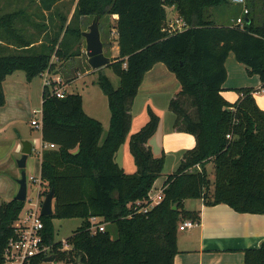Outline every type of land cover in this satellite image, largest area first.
I'll use <instances>...</instances> for the list:
<instances>
[{"label": "trees", "instance_id": "obj_1", "mask_svg": "<svg viewBox=\"0 0 264 264\" xmlns=\"http://www.w3.org/2000/svg\"><path fill=\"white\" fill-rule=\"evenodd\" d=\"M38 1L50 11L63 0ZM67 1L76 3L72 20L68 23L66 15L57 13L58 29L38 48L28 49L32 42L16 26L23 10L0 15V38L22 49L0 55V108L6 104L4 83L9 76L20 70L31 82L47 70L60 74L70 58L81 56L86 21L118 16L119 56L108 67L120 85L115 88L103 71L98 77L111 113L106 134L103 124L85 112L81 95L58 98L50 88L43 89L41 137L57 148L41 154L39 194L45 197L55 191L54 213L42 220L45 242L53 245L56 262L175 264L180 225L201 220L199 211L185 208L186 200H203L206 206L225 204L241 214L264 216V110L257 104L254 88L235 89L240 96L236 103L222 95L232 53L249 75L259 76L264 91V22L257 25L247 9L243 25L232 24L238 15L216 23L208 10L230 7L229 0ZM168 7H175L188 25L185 31L172 33L167 28ZM160 63L181 85L169 104L176 115L174 128L193 135L196 146L184 153L178 169L168 176L163 200L142 213L138 211L148 206L149 193L165 167V156L155 157L148 147L161 120L151 108L148 122L130 139L137 171L127 174L115 157L131 130V110L145 75ZM210 162L213 180L207 169ZM138 202L142 205L137 208ZM25 205L16 199L0 205V264H5L10 241L17 238L15 224ZM92 217L113 226L116 237L107 226L93 234ZM72 218L84 221L67 240L71 250L61 252V242L54 241L53 220ZM243 253L244 264H264V242ZM44 259L39 256L31 264H42Z\"/></svg>", "mask_w": 264, "mask_h": 264}, {"label": "rangeland", "instance_id": "obj_2", "mask_svg": "<svg viewBox=\"0 0 264 264\" xmlns=\"http://www.w3.org/2000/svg\"><path fill=\"white\" fill-rule=\"evenodd\" d=\"M5 1L9 5V9H3V13L7 14L13 13L19 10H23L24 17L17 21V24L21 27H31V31L37 32L36 35L40 34L41 38L43 34V28L39 29L36 27V23H45L39 19V4L36 1L32 0H0V4H3ZM247 6V7H246ZM75 3L71 1H65L63 4H60L55 11L50 16V25L52 29L57 30L60 23L61 17L57 13H61L68 17V23L72 20L74 15ZM248 9L256 17L257 25H261L264 22V0H246L244 5H231L220 6L218 8H210L208 10V15L218 24L227 23L226 18L231 16L243 17L245 10ZM1 12V11H0ZM168 21L173 20L176 17H179L175 7H168ZM28 13V14H27ZM31 15V16H28ZM94 20L89 19L86 21V25H83L85 32L89 31L90 26ZM236 23V17L234 18L232 24ZM100 24L101 38L104 43V54L106 57L112 60L119 56V44L118 36L116 31V20L112 17H106ZM115 29V31H113ZM53 30V32H54ZM34 37H37V36ZM49 36V35H48ZM36 39V38H35ZM42 39L45 41L47 37ZM16 54V53H9ZM68 62V71L64 72L65 74V83L70 84L65 87L66 94H79L83 97L84 107L89 114H94L100 120V122H105L107 117L111 116L108 99L98 85L99 72L102 70H94L89 64V58L86 52V40L82 43L81 46V56H75L70 58ZM55 61V59H53ZM229 70V78L227 85L233 86L230 92L238 94L235 89L239 88H256L259 86L261 80L257 75H249L247 68L239 63L234 54L232 53L229 56L227 62ZM76 69V70H75ZM105 74L110 78L115 88H118L120 85V79L115 75L113 70L109 67L103 69ZM81 71L82 76L80 78L77 75V72ZM63 72V69H62ZM175 77V76H174ZM15 90L16 102L11 97V91ZM44 89V77L38 76L34 78L31 82L27 80V76L23 71H16L11 76L7 78L6 83V93L8 95L7 102V111L15 116L14 121L9 127L3 141H16L19 144H22L24 141H30L33 145H36L37 140L41 136V130L35 128L32 125V120L41 121L42 119V93ZM169 96V95H168ZM143 96L141 95L136 101L134 106V119L131 130L127 136V139L124 145L120 148L116 162L118 164H124L125 170L128 174L134 172L135 161L134 157L130 151V139L133 134L138 132L149 120L148 107L143 102ZM169 99V97H168ZM160 102L158 105V113L156 114L162 119L160 123V129L158 134L153 139L154 151L156 155L161 154L162 156V138L164 134L168 131L170 132L174 128L176 115L169 111L170 101H167V96H160L158 98ZM15 102V103H14ZM263 106V104H262ZM4 107V106H3ZM2 108V107H1ZM152 109V108H151ZM7 154L2 153L3 163L0 166V194L2 193V198L9 196V190H16V193L10 197V200L15 199L17 196L20 185L18 181L22 177V173L25 172L27 175V185H28V200L26 202L25 208L22 211V215H25L27 208L30 204L39 203L42 204L44 197L40 196L39 192L42 188V181L34 182L31 180V177L36 179L41 178V160L37 154V147H35L33 154L29 157L27 167L22 170L18 166V161L22 158V153H15L12 147H8ZM180 156L177 153H167L165 156V167L161 177L168 178L169 175L173 174L179 167ZM133 174V173H132ZM160 177V178H161ZM210 177L213 180L214 174L213 171H210ZM15 187V188H14ZM14 188V189H13ZM6 193L7 195H4ZM11 194V193H10ZM7 199H2L5 201ZM1 202V201H0ZM2 203V202H1ZM0 203V204H1ZM83 219L72 218V219H54L53 220V233L54 241L61 242L63 240H68L74 232L82 226ZM42 264H64V263H42Z\"/></svg>", "mask_w": 264, "mask_h": 264}, {"label": "crops", "instance_id": "obj_3", "mask_svg": "<svg viewBox=\"0 0 264 264\" xmlns=\"http://www.w3.org/2000/svg\"><path fill=\"white\" fill-rule=\"evenodd\" d=\"M32 1H36L39 4L38 10L40 11V13L38 17L39 19H42L41 21H45V23H42L43 25H40V23H36L35 25L36 27H42L44 29L43 34L41 36L46 38L48 37L49 34H52L53 31L52 26L50 25V16L55 11V8H57L60 4H63L67 0H63L57 3L56 6L53 7L50 11L43 8L40 1L38 0H32ZM3 2H4L3 4H0V11H1L0 13H3L2 12L3 9H9L8 3H6L5 1ZM75 7H76V3H75ZM0 15H4V14H0ZM112 18L114 20H117L118 16H113ZM229 20L230 18L227 17L226 22H228ZM16 26L20 28V32L23 36H25V40L32 42V45L28 47V49L38 48L43 42H45L42 39V37L39 38L40 34L36 35L37 32L31 31V27L28 26L21 27L17 23ZM113 31H115V29H113ZM35 35L37 37H34ZM20 51H22V49L14 45L12 42H8L6 38L5 39L0 38V55H10L9 53H19ZM67 66H68V62L64 65L63 72L61 70L60 74H58L63 79L66 78L65 74L68 75L67 72L66 73L64 72V70L68 71L67 69L69 68ZM227 70H228V66H227ZM77 75L80 78V76H82L81 71L77 72ZM174 76L175 75L171 73L167 69V67L162 63L155 65L153 69H151L145 75L144 81L141 87L139 88V93L136 99L134 100L133 107L131 110L132 124L134 119V106L137 102L136 100L140 98L141 95L143 96L142 100L146 104V107L152 108V110L156 113L158 111L157 107L160 103L158 101V98L160 96L166 95L167 101H171L179 94L181 90V85L177 80L176 76L175 77ZM228 78H229V70H228ZM6 83L7 80L4 83L6 105H7L8 95L6 93ZM69 84L66 83V86H68ZM261 87H262V83L260 82L259 86L256 88L257 92L254 94V96L259 107L262 110H264V91H260ZM231 88H233V86L227 85L226 82L224 85L225 91L222 92V95L230 103H236L239 100L240 96L239 94L230 92ZM15 93L18 92H15V90L13 89L11 91L12 94L11 97L16 102L17 94ZM6 105L0 108V162H2L1 160L3 158L2 153L5 152L6 155L7 154L6 152L9 149L8 147L10 148L12 147L15 153L18 154L22 153V144H19L16 141L13 142L3 141L7 137L5 135L9 127L13 123L14 121L13 119L15 117L11 113V111H7ZM84 110L89 116L99 120V118L94 114H89L86 111L85 107ZM110 119L111 116L107 117L106 120H104L105 122L103 121L101 122L104 127V134H106L109 130ZM161 122L162 119L160 120V123ZM159 129L160 128H158L156 134L150 139L148 143V147L151 148L155 157H161L160 156L161 154L159 155L155 154L154 145H153V139L158 134ZM42 144H43V140L42 137L40 136V138L37 140L36 145H33V152L35 147H37V154L40 160H41ZM195 146H196V138L193 135L188 134L186 132H180L177 129L173 128L170 132L168 131L166 134H164L162 138V153H163L162 155L166 156L167 153H177L180 156L179 161L181 163L184 153L188 150L195 148ZM117 155L118 153L116 154L115 161L117 159ZM2 164L3 163H0V166ZM119 166L122 167L126 172L125 170L126 168L124 164H119ZM207 169H209V171L214 170L212 162H210L207 165ZM136 171L137 168L135 165L134 172H131V174L135 173ZM126 173L128 174V172ZM166 181L167 178L159 177V179L155 182L153 186V194H156L158 191H160L164 187ZM16 191L17 189L15 191L14 190L12 191V189H10L9 196L6 193H4V195H7L6 198H2L3 194L1 193L0 201L3 202L2 199H7L5 201H11L10 197H12V195L16 193ZM185 208L189 211H199L201 215V220H200V225L198 227L187 229L185 231H179L178 233L179 253L175 257V264H244L243 251L249 248H258L264 242L263 215L241 214L234 211L231 207L225 204H220L217 206H206L203 200H186ZM107 227L112 232L113 237H116L115 228L113 226H107Z\"/></svg>", "mask_w": 264, "mask_h": 264}, {"label": "built area", "instance_id": "obj_4", "mask_svg": "<svg viewBox=\"0 0 264 264\" xmlns=\"http://www.w3.org/2000/svg\"><path fill=\"white\" fill-rule=\"evenodd\" d=\"M233 5H244L246 0H229ZM248 13V10H245V14ZM244 18L240 17L236 20V25H243ZM167 28L172 33L183 32L188 28V25L179 17L174 18L171 21H168ZM44 77V87L51 89L54 95L58 98H64L66 95L65 86L66 83L63 78L59 75L51 74L49 70L42 74ZM43 118V113H42ZM32 125L42 130V119L41 121L32 120ZM230 135L228 136V138ZM57 147L54 144L44 143L41 146V154L44 150L47 149H56ZM31 180L34 182H40L41 178L38 180L34 177H31ZM164 198V189L162 188L156 194H153V189L149 193V200L146 202L148 206L141 207L138 212H148L155 205L159 204ZM137 208L142 205L138 202ZM41 206L42 204L35 203L30 204L27 208L25 215H20L19 220L15 224L17 238L12 239L9 243L8 248L5 251V264H31L32 261L39 257H47L53 255L54 247L52 244H47L44 238V223L41 215ZM91 223V232L96 234L98 232H104L106 224L103 223V219L99 217H92L90 219ZM200 222H195L192 220H187L183 222L179 231H185L187 229H192L198 227ZM71 245L67 240L61 241L59 251L65 252L70 251Z\"/></svg>", "mask_w": 264, "mask_h": 264}, {"label": "water", "instance_id": "obj_5", "mask_svg": "<svg viewBox=\"0 0 264 264\" xmlns=\"http://www.w3.org/2000/svg\"><path fill=\"white\" fill-rule=\"evenodd\" d=\"M100 20L93 21L88 32H84L83 36L86 40V52L89 58V64L94 70H102L107 68L111 64L110 58L104 54V43L101 38L100 32ZM33 153V143L30 141L22 142V158L18 161L20 169L24 170L27 167L29 156ZM20 185L19 192L15 199L20 202L26 203L28 200V185L27 175L22 173L21 179L18 181ZM55 191L51 190L45 197L41 206V215L44 217L51 216L54 213ZM176 209V207H174ZM57 261V255H49L45 257L43 262L55 263Z\"/></svg>", "mask_w": 264, "mask_h": 264}]
</instances>
